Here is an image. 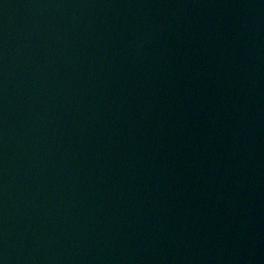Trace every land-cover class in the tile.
Returning <instances> with one entry per match:
<instances>
[{
    "label": "water",
    "instance_id": "95a60500",
    "mask_svg": "<svg viewBox=\"0 0 264 264\" xmlns=\"http://www.w3.org/2000/svg\"><path fill=\"white\" fill-rule=\"evenodd\" d=\"M0 264H264V0H0Z\"/></svg>",
    "mask_w": 264,
    "mask_h": 264
}]
</instances>
